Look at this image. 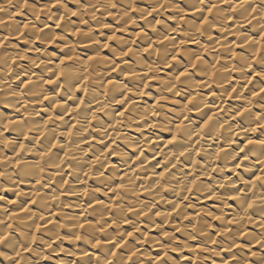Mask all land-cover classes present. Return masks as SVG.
<instances>
[{
	"label": "bare ground",
	"instance_id": "1",
	"mask_svg": "<svg viewBox=\"0 0 264 264\" xmlns=\"http://www.w3.org/2000/svg\"><path fill=\"white\" fill-rule=\"evenodd\" d=\"M0 264H264V0H0Z\"/></svg>",
	"mask_w": 264,
	"mask_h": 264
}]
</instances>
